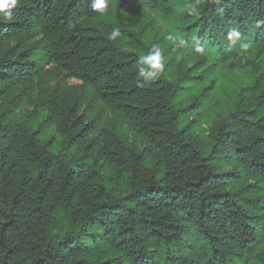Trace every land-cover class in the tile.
<instances>
[{"label": "trees", "instance_id": "1", "mask_svg": "<svg viewBox=\"0 0 264 264\" xmlns=\"http://www.w3.org/2000/svg\"><path fill=\"white\" fill-rule=\"evenodd\" d=\"M91 3L17 0L10 19L0 13V104L10 112L36 89L31 114L59 136L52 150L0 114V264H264V0ZM146 5L168 20L182 11L180 49L204 46L216 92H232L205 139L184 121L200 76L162 53L145 82L142 36L103 17ZM44 63L81 84L38 85ZM84 87L140 147L87 116Z\"/></svg>", "mask_w": 264, "mask_h": 264}, {"label": "rangeland", "instance_id": "2", "mask_svg": "<svg viewBox=\"0 0 264 264\" xmlns=\"http://www.w3.org/2000/svg\"><path fill=\"white\" fill-rule=\"evenodd\" d=\"M144 10V15H125L112 8L106 11L103 17L122 24L137 36H142L141 40L144 42L145 48L141 51L139 50L141 54L145 56L154 55L158 50L159 55L157 57L165 53L163 58H161L162 64L173 57L175 62H171V65L177 64L178 60L182 58L183 71H187L188 75L194 74L200 76L198 77L197 100L196 102H192V107L188 115L185 116L184 121L188 124V128L191 131L195 132L202 139H205L215 124L219 123L223 118L224 109L228 106L232 92L229 88H226V91L221 94L216 92V85L221 81L220 76L216 70H213L210 54L204 46L195 50L191 46H184L185 49L183 50L185 52H182L180 49L181 38L178 36L179 28L186 26V23L181 20V10H177V14L171 20L157 14L156 9L151 8L149 5H146ZM124 47L126 49H133V46L130 44ZM232 75H234L236 81H244L246 78L243 74L232 73ZM37 83L38 85H48L52 88L57 85L79 86L81 84L80 81L66 77L50 63L42 65L40 78ZM36 93L37 90L35 89L30 92V95L21 94L20 99L11 108L10 112L6 110L7 107L4 104H0V114L27 121L33 129L39 131L40 137L43 140L51 142L52 150H54L58 146L59 136L52 128L42 126L39 119L34 118L31 114V111L34 110L33 100ZM81 98V108L89 118L94 120L98 127L113 126L118 129L125 139L140 147V143L134 141L132 138L131 128L127 122L118 113L105 108L93 99L88 88H82ZM186 103L189 104V100ZM208 107L211 110L204 113Z\"/></svg>", "mask_w": 264, "mask_h": 264}, {"label": "clouds", "instance_id": "3", "mask_svg": "<svg viewBox=\"0 0 264 264\" xmlns=\"http://www.w3.org/2000/svg\"><path fill=\"white\" fill-rule=\"evenodd\" d=\"M17 0H0V13H2L3 18L10 19L11 12L7 9H10L16 5ZM91 7L93 9H103L105 7L104 0H92ZM111 38V37H110ZM240 38V33L237 29L232 28L228 31L226 35V40L230 43H235ZM249 48L247 43L241 42L240 44V51L246 52ZM159 55V51L157 50L156 53L150 54L149 56H145L141 58V64L147 65V67H140L139 68V77H142L145 82L149 80L155 79L159 74L158 68L156 65L149 64V60H154Z\"/></svg>", "mask_w": 264, "mask_h": 264}]
</instances>
